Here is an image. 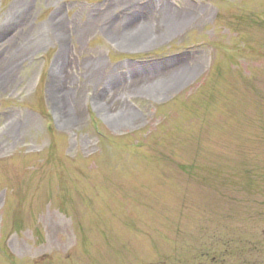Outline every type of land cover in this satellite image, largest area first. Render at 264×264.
<instances>
[{"label":"rangeland","instance_id":"rangeland-1","mask_svg":"<svg viewBox=\"0 0 264 264\" xmlns=\"http://www.w3.org/2000/svg\"><path fill=\"white\" fill-rule=\"evenodd\" d=\"M0 264H264V0H0Z\"/></svg>","mask_w":264,"mask_h":264},{"label":"bare ground","instance_id":"bare-ground-1","mask_svg":"<svg viewBox=\"0 0 264 264\" xmlns=\"http://www.w3.org/2000/svg\"><path fill=\"white\" fill-rule=\"evenodd\" d=\"M138 17V16H137ZM140 19H141V16H140ZM178 20V19H177ZM177 20H176V22H177ZM185 18H179V23L180 24H178V23H176V26H177V24L178 25H181L182 23H184L185 21ZM118 21V20H117ZM113 24H115L116 22H112ZM183 25V24H182ZM171 31V30H170ZM137 32V33H136ZM146 32V30H145V27L143 28H141V31L137 28L136 29V31H135V36L134 37H136V36H138V35H142L143 33H145ZM176 83H175V78H170L166 83H165V86L166 85H171V86H173V85H175ZM56 93H57V91H56ZM58 94V93H57Z\"/></svg>","mask_w":264,"mask_h":264}]
</instances>
